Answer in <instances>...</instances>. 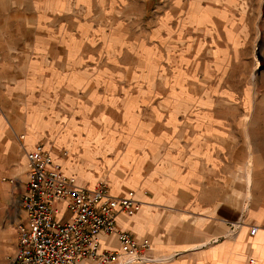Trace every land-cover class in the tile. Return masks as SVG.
Wrapping results in <instances>:
<instances>
[{
  "label": "crops",
  "instance_id": "crops-1",
  "mask_svg": "<svg viewBox=\"0 0 264 264\" xmlns=\"http://www.w3.org/2000/svg\"><path fill=\"white\" fill-rule=\"evenodd\" d=\"M75 1L73 7V0H0L2 224L15 226L17 232L23 213L12 200L25 189L26 152L46 140L42 144L67 172L78 164L80 177L77 171L70 174L80 186L106 182L118 197L134 191L138 209L132 216L120 215L118 226L152 243L154 255L165 259L155 264H264V154L251 144L232 141L229 117L210 104L232 100L215 92V86L247 85L248 56L255 52L249 43L257 21L251 7H264V0H192V27L197 31L192 82L208 91L201 90L194 99L199 110L192 122L186 121L189 112L174 104L185 100L174 91L178 84L173 89L172 79L156 77L169 58L166 21L148 22L146 35L137 30L140 21L121 10L134 0H126L124 7L113 0L106 14L102 4L97 14L85 15L80 10L86 13L95 5ZM142 2L151 5L153 0ZM13 21L18 26L9 30ZM130 46L138 51L141 46L156 73L140 79L139 94H130L128 88L121 99L115 71L120 50ZM242 62L247 66L234 68ZM80 91L89 101L113 96L124 136L99 133L86 118L80 124L54 120L51 97L64 92L74 102L73 93ZM246 100L248 96L241 97ZM119 138H124L122 151L112 154ZM63 148L65 159L57 152ZM70 151L75 162L67 160ZM252 227H257L255 234ZM103 238L105 246L117 245L113 236Z\"/></svg>",
  "mask_w": 264,
  "mask_h": 264
},
{
  "label": "rangeland",
  "instance_id": "rangeland-1",
  "mask_svg": "<svg viewBox=\"0 0 264 264\" xmlns=\"http://www.w3.org/2000/svg\"><path fill=\"white\" fill-rule=\"evenodd\" d=\"M82 1L95 5V7L89 5L90 9H86V13L85 10L81 9V14L78 12L80 15H85L87 13L97 14L98 11H95L97 10V7H102V4L104 5L102 12L106 14L105 8L108 7L109 9L107 11H110L113 0ZM126 2V0H120V6L124 7ZM191 3L192 0H153L152 4L148 5V2L147 4H144L142 0H134L126 7L121 8L124 15L133 14L135 16L134 18H136L137 21H140V23L137 22V30H140L146 35H148V31L151 27V23L149 25L147 24L148 22L153 19L155 20V18L159 20L164 19L166 21L165 24L168 31L166 36H168L169 41H171L168 47L169 58L160 71L157 72L156 77L162 81L167 79V82L169 79H172L173 89L178 84L174 91L176 94L183 95L185 100L178 103L175 102L174 104L179 106V109L184 111L187 110L189 112L186 118V121L188 120L189 122L195 120L192 116L194 112L199 110V103L194 102V99L197 98L198 94H201V90H203L201 85L198 86L196 83L192 82L194 72L191 69V49L197 31L192 27ZM76 5L77 1L73 0V7ZM251 9H255L257 14L254 39L253 42L252 39H250L249 43L250 47H254L255 52L248 56V66L243 62L233 65L236 69H241L244 68V66H247L246 74H248V78L245 79L247 85H243L244 83L241 85L239 83H234L230 85V87L215 86V92L225 93L229 95L232 100L230 102L218 100L211 102L210 104L218 110V114L229 117V121L231 122L230 132L232 135V141L245 142L248 145L251 144L249 146L251 149H256L264 154V7L256 6L251 7ZM10 13L14 14L13 11H10ZM17 26V21H13L9 23L8 28L9 30H12ZM175 30L178 32V36H176L174 32ZM150 40L152 41V39ZM121 44H123L122 41ZM125 44L128 45L126 41ZM3 56L9 58L10 55ZM119 56L120 65L115 71V75L120 81L121 89H123L124 93L123 95L121 90V94L118 95L121 96V99H125L126 94L128 93V88L131 89L130 94H139L140 87H143V83L140 82V79H143L155 71L151 68L149 69L150 64L145 60V54L143 49H141V46L139 51L131 46L124 50H120ZM249 76L251 79H249ZM233 81L235 82L234 79H232V82ZM171 90L172 89L170 88V91ZM203 91L205 93L208 92L207 88ZM63 94L64 92L61 93V95L56 93L51 97L53 100H49V102L56 108L54 109L52 106V111L50 112L51 116H55L54 120L59 124L62 123V125H64V122L71 119H74L80 124L84 121V118H86V120L89 121V124H91L99 133L109 130L110 132L116 131V135L119 134V132L122 134L125 125H123V117L117 104L112 101L113 96H105L102 101H89L86 99L84 93L80 91L78 94L73 93L71 100L76 99V101L70 102V100H66L68 96H64ZM245 96H248V100L241 101V97L243 98ZM188 99H191V101H188ZM2 104H6V102L4 101ZM16 104L18 105L17 102ZM200 104L204 103L201 102ZM127 108L129 109L132 107L128 106ZM15 110H18V107L17 109H14V112ZM105 120H107L108 123H106ZM22 135L23 134L19 135L20 138ZM102 136L105 137L106 135L102 134ZM122 136L124 135L122 134ZM42 143L45 145L46 140L44 142L42 141ZM123 143L124 138H119L116 144L117 149H115L114 152L111 150L112 154L121 152V148L124 146ZM57 152L60 158L65 159L68 157V153L64 148ZM74 157L75 154L70 151V157L67 160L75 162ZM71 165L73 164H70V167ZM73 168L77 171V174H75V171L70 173L80 177L78 164ZM73 168L71 170H73ZM107 168H109L108 171L110 172L111 167H106L104 169ZM12 201V204L16 205L15 203L17 200L13 199ZM68 217L69 214H65L64 220H67ZM17 237L15 226L2 224V216H0V264L5 263L8 257L13 255Z\"/></svg>",
  "mask_w": 264,
  "mask_h": 264
},
{
  "label": "built area",
  "instance_id": "built-area-1",
  "mask_svg": "<svg viewBox=\"0 0 264 264\" xmlns=\"http://www.w3.org/2000/svg\"><path fill=\"white\" fill-rule=\"evenodd\" d=\"M27 180L17 199L23 217L15 252L3 264H155L148 239L139 241L118 226L120 215L138 209L134 191L114 196L105 182L80 186L42 143L26 152ZM65 214H69L64 220ZM257 227L251 228L255 234ZM117 245H104L103 236ZM251 262L254 260L251 259Z\"/></svg>",
  "mask_w": 264,
  "mask_h": 264
},
{
  "label": "bare ground",
  "instance_id": "bare-ground-1",
  "mask_svg": "<svg viewBox=\"0 0 264 264\" xmlns=\"http://www.w3.org/2000/svg\"><path fill=\"white\" fill-rule=\"evenodd\" d=\"M46 148V147H45ZM47 149V148H46ZM48 150V149H47ZM67 152V151H66ZM51 153V152H50ZM68 153V152H67ZM51 155H52V157H53V159L55 160V162H57V163H59L61 166H62V169H63V171L67 174V175H71V176H73V177H75L76 179H77V177L75 176V175H72V174H69L66 170H65V168H64V166H63V164H62V162L58 159V158H56L52 153H51ZM77 181H78V179H77Z\"/></svg>",
  "mask_w": 264,
  "mask_h": 264
}]
</instances>
